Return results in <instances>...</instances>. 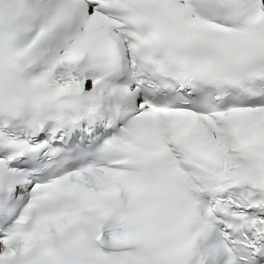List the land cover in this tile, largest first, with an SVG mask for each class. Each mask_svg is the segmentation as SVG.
I'll use <instances>...</instances> for the list:
<instances>
[{"label": "snow or ice", "instance_id": "1", "mask_svg": "<svg viewBox=\"0 0 264 264\" xmlns=\"http://www.w3.org/2000/svg\"><path fill=\"white\" fill-rule=\"evenodd\" d=\"M0 264H264V0H0Z\"/></svg>", "mask_w": 264, "mask_h": 264}]
</instances>
